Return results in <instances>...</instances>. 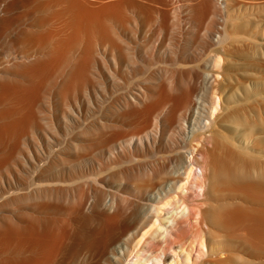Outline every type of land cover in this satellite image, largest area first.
<instances>
[{"label":"bare ground","instance_id":"1","mask_svg":"<svg viewBox=\"0 0 264 264\" xmlns=\"http://www.w3.org/2000/svg\"><path fill=\"white\" fill-rule=\"evenodd\" d=\"M255 13L0 0V264H264Z\"/></svg>","mask_w":264,"mask_h":264},{"label":"rangeland","instance_id":"2","mask_svg":"<svg viewBox=\"0 0 264 264\" xmlns=\"http://www.w3.org/2000/svg\"><path fill=\"white\" fill-rule=\"evenodd\" d=\"M255 19L256 17L259 18V24L257 26V28L255 29V32H257V36L259 37H263L262 40H264V0H255ZM262 45H264V41L260 42ZM260 52L264 54V46L260 47ZM264 60V57L262 58ZM258 80L260 79L257 78ZM262 80H264V76L261 77ZM256 80V78H255ZM264 110V95L259 97V98H255V144H257V142L261 141L260 146H262L264 148V132H261V130L259 129V127H261L262 122L260 121V119H257L258 113L259 112H264L262 111ZM263 116V115H261ZM259 118V116H258ZM262 120L264 121V117L262 118ZM262 163L264 166V158L262 159Z\"/></svg>","mask_w":264,"mask_h":264}]
</instances>
